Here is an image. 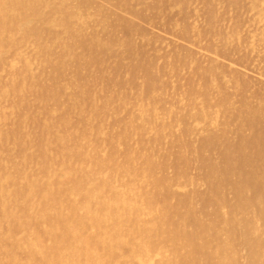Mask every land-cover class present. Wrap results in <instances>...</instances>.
Masks as SVG:
<instances>
[{"label":"rangeland","instance_id":"1","mask_svg":"<svg viewBox=\"0 0 264 264\" xmlns=\"http://www.w3.org/2000/svg\"><path fill=\"white\" fill-rule=\"evenodd\" d=\"M146 262L264 264V0H0V264Z\"/></svg>","mask_w":264,"mask_h":264},{"label":"bare ground","instance_id":"2","mask_svg":"<svg viewBox=\"0 0 264 264\" xmlns=\"http://www.w3.org/2000/svg\"><path fill=\"white\" fill-rule=\"evenodd\" d=\"M124 13V12H123ZM128 15V14H127ZM138 21H140V20H138ZM141 22V21H140ZM155 29V28H154ZM169 35V34H168ZM172 37V36H171ZM178 39V38H177ZM181 41V40H180ZM193 47V46H192ZM230 64V63H229ZM244 70V69H243ZM249 71V70H248ZM261 76V75H260ZM193 169V168H192ZM61 176V175H60ZM248 185V184H247ZM175 187H177V186H175ZM179 188V187H178ZM242 188V187H241ZM258 188V187H257ZM180 189V188H179ZM248 189V188H247ZM257 190V189H256ZM250 194V193H249ZM237 200V199H236ZM237 202V201H236ZM198 206V205H197ZM98 215H99V213H98ZM142 216V215H141ZM63 221H64V223L62 222V223H60V222H57V226H59V225H63L64 224V227H65V229L66 230H68L70 227H71V225H69L70 223H71V221H69L67 218H63L62 219ZM124 227V226H123ZM190 228V227H189ZM34 241L36 242V243H38L39 242V240L37 239V238H35L34 239ZM155 253V252H154ZM156 253H157V251H156ZM166 253V252H165ZM242 255V254H241ZM158 257V256H157ZM155 258V257H154ZM245 260V259H244ZM243 260V261H244ZM26 261L27 262H30L31 261V257H27V259H26ZM150 261V260H149ZM152 261V260H151ZM148 262V261H147ZM147 262H146V264H147ZM244 263V262H243Z\"/></svg>","mask_w":264,"mask_h":264}]
</instances>
